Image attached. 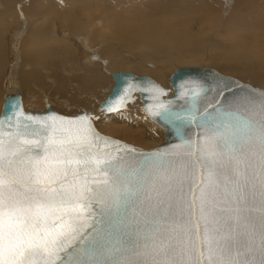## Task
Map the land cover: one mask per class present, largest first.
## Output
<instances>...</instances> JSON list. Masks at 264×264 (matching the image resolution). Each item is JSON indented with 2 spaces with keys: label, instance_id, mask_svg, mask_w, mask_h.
Returning a JSON list of instances; mask_svg holds the SVG:
<instances>
[{
  "label": "snow or ice",
  "instance_id": "1",
  "mask_svg": "<svg viewBox=\"0 0 264 264\" xmlns=\"http://www.w3.org/2000/svg\"><path fill=\"white\" fill-rule=\"evenodd\" d=\"M175 116L182 144L151 153L100 137L87 115L28 117L42 136L0 123V264H250L257 240L264 264L249 206L259 190L264 218V97Z\"/></svg>",
  "mask_w": 264,
  "mask_h": 264
},
{
  "label": "rangeland",
  "instance_id": "2",
  "mask_svg": "<svg viewBox=\"0 0 264 264\" xmlns=\"http://www.w3.org/2000/svg\"><path fill=\"white\" fill-rule=\"evenodd\" d=\"M240 1L0 0V15L4 14L5 20L8 17L12 20L16 16L13 29L6 35L7 54L0 74L4 73L3 79L6 82L7 74L17 67L23 71H35L37 74L41 72L38 75L40 80L46 83L44 87L35 86L33 83L30 84L31 82L17 86L22 90L19 92L23 94L22 101L26 111H32L29 107H42L45 97H48L53 105L56 97L51 91L56 79L55 74L63 75L60 77L69 95L78 97L83 95L77 89L74 76L86 74L84 71L106 75L98 88L85 93L89 101L87 105L81 104L85 105V108L96 107L98 102L106 99L112 88L111 77L108 78L100 68H103L108 60L112 61L113 52L118 53L117 56L124 63L121 64L123 67L113 68L112 72L128 71L137 76L147 75L156 80L151 71L160 65L169 82L170 74L177 67H208L264 89V83L258 81V76H264V0H244L247 2L245 6L244 1L238 5ZM242 5L245 10L251 7L252 13L243 11L252 17L248 19L253 20V23L260 21L258 24L262 29L260 36L253 35L252 27L238 22V18L241 20L240 16L244 14L236 8ZM128 26L130 31L127 32H133L134 37L125 34V38L121 39L123 29ZM143 30L158 31L157 35L159 37L161 35L162 39L158 48L153 46L156 42L144 36ZM23 41L26 42V48ZM67 44L72 46V50H66ZM43 46L46 47L49 57L47 53L39 52V49L40 51L44 49L41 48ZM35 49H38L37 52L41 55H47L41 58L45 65L42 60L39 64L40 61H32L31 55H26V50L36 52ZM52 52L59 55H53ZM91 53L95 56L94 59ZM35 58L40 59L39 56ZM24 61L35 65H23ZM3 84L1 83L2 100L5 94L12 93L3 91L6 83ZM43 89L46 90L44 95H48L44 98ZM166 89H172L170 82L169 88ZM30 94L40 97L39 105L29 103L32 98ZM136 97L125 109L118 112L104 115L95 110L97 119L93 116L91 118L96 128L99 126L98 121L102 122V125L122 126L123 131L108 133L101 127H98V131L144 149L163 144L164 134L161 127L142 111L141 101L138 96ZM136 101L139 102L138 107L133 106ZM2 104L1 101V106ZM69 106L70 108L57 102L52 109L69 116L78 114L71 112L75 105ZM128 106H132L130 110H126Z\"/></svg>",
  "mask_w": 264,
  "mask_h": 264
},
{
  "label": "water",
  "instance_id": "3",
  "mask_svg": "<svg viewBox=\"0 0 264 264\" xmlns=\"http://www.w3.org/2000/svg\"><path fill=\"white\" fill-rule=\"evenodd\" d=\"M112 78L114 80V86L106 100L101 102L100 109L109 113L107 106L120 104L121 98L123 97L122 106L119 107V109H122L128 102L134 100V93H138L142 100V109L153 121L163 128L166 142L152 149H143L115 137L100 133L91 121L92 126L100 137L116 141L119 145L126 146L128 149L137 150L139 153H151L161 149L175 150L182 144L180 138L181 133L177 130L181 121L176 119L175 114H184L193 108L198 110V114L204 112L205 109L212 112L215 108L219 107H223L225 111H230L235 109L237 103L243 97H252L257 101L264 97V89H258L249 84H244L235 77L219 74L212 69H202L194 66L179 67L172 73L170 81L174 92L169 96H166L168 89L162 87L158 82L148 76L116 72L112 73ZM197 88L202 89V91L198 96L193 97V89ZM126 89L128 90L127 93L125 91ZM155 89H159L160 92L157 93ZM158 105H163V107L158 108ZM209 105L212 107H209ZM156 112L159 114L154 115L153 113ZM18 113L20 114L19 116L17 115ZM50 114L65 118H76L87 115L85 111H82L75 116H63L49 107L42 113L25 112L22 108L19 94H15L5 101L0 114V123L3 124V131L5 132L15 131L19 123L22 130L24 125H28L27 131L29 133L35 132L42 136L46 134V131L39 123H34L28 117L45 118ZM243 114L250 115L249 112H243ZM9 117L11 118L10 120L7 119ZM9 123L12 125L11 129L8 127ZM198 131L195 125L189 123H184L181 129L184 140H194ZM133 157L136 159L139 158L136 153H128L129 159ZM249 206L256 209L251 213V223L258 233L261 229L262 220H264L258 211L260 207L259 190H257L255 199L249 196ZM244 258L250 264H260L261 255L258 250V240L253 250L246 252Z\"/></svg>",
  "mask_w": 264,
  "mask_h": 264
},
{
  "label": "bare ground",
  "instance_id": "4",
  "mask_svg": "<svg viewBox=\"0 0 264 264\" xmlns=\"http://www.w3.org/2000/svg\"><path fill=\"white\" fill-rule=\"evenodd\" d=\"M240 1V0H239ZM242 1H244V0H241L239 3H238V5H241V2ZM246 1V0H245ZM244 1V6L246 5L245 3H247V2H245ZM243 3V2H242ZM243 5L242 6H240L239 8H238V6H237V10H239V12L241 11L244 15H241L240 16V18H241V20H239V18H238V22L241 24V25H245V26H249V27H252V32H253V35L254 36H260V34H261V28L259 27V22L258 23H253V20H251V19H248V18H252L251 16H249L248 14H246V13H244L243 11H246V12H250V13H252V11H251V7H249V8H247L246 10H245V7H244ZM234 12V11H233ZM11 14H13V13H11ZM3 15V16H2ZM11 16V15H10ZM7 17H8V14H7ZM232 18H234L235 19V17H233V16H231ZM4 18H6L5 17V15L4 14H1L0 15V70H2V68H3V63L5 64V59H6V54H7V38H6V35H7V33H9L10 31H11V29H13V22H15V18H16V16H15V18H12V20L10 19V17H8V19H4ZM11 21H10V20ZM217 22V21H216ZM16 27V26H15ZM27 29V28H26ZM125 30H126V32H125ZM123 29V33H122V35H123V37L121 38V39H124L125 38V34L126 35H131V36H133L134 37V33L133 32H127V31H130V26H128L126 29ZM28 32H29V29H28ZM157 32L158 31H154V30H151L150 32H148V31H146V30H143V33H144V36L146 37V38H148V39H152L154 42H156L155 44L151 41V43H153V46L154 47H156V48H158L159 47V45H160V43L162 42V39H161V35H160V37L157 35ZM28 34V33H27ZM16 34H14V36H15ZM18 36H19V34H17ZM21 35V34H20ZM25 35V34H24ZM17 36V37H18ZM20 37V36H19ZM27 37V36H26ZM19 40V39H18ZM24 40V39H23ZM84 42V41H83ZM26 42H24L23 41V44H25ZM22 44V45H23ZM11 45V44H10ZM20 45V44H19ZM24 46V45H23ZM24 48H26V44H25V47ZM39 48V47H38ZM43 50H45L46 49V47H41ZM66 50H72V46L70 45V44H67V46H66ZM84 48H85V46H84ZM100 48V47H99ZM117 48V47H116ZM29 49V48H28ZM87 49H88V47H87ZM30 50V49H29ZM36 50V52H34V51H29L28 52V50H26V55L27 56H29V55H31V58L32 59H30V60H32V61H40V60H42L43 61V63H44V60L43 59H41L42 58V56L43 55H41L43 52V54H45V53H47V55H48V52L45 50V51H43V50H41L40 51V49H39V52H41V54L39 53V52H37L38 51V49H35ZM113 50H114V48H113ZM112 50V51H113ZM93 51V50H92ZM91 51V52H92ZM111 51V50H110ZM109 51V52H110ZM117 51V50H116ZM57 52V51H56ZM93 53V52H92ZM92 53H91V56H92ZM112 53V52H111ZM52 54L53 55H55L53 52H52ZM96 54V53H95ZM47 55H45V56H43L44 58L47 56ZM57 55V54H56ZM58 55H59V53H58ZM57 55V56H58ZM117 55H119L118 53L117 54H115L114 52L112 53V61H107L106 62V64H105V66L102 68H100L105 74H107V77L108 76H110L111 77V81H113V84H112V88H113V86H114V80H113V78H112V73H116V72H112L111 70L113 69V68H116V67H123V65L121 66V64L122 63H124L123 62V60H121L120 59V57L119 56H117ZM37 56H39L40 57V59L39 58H35V57H37ZM50 55H48V57H49ZM90 56V57H91ZM93 57V59H94V55L92 56ZM97 57V56H96ZM98 58H100V57H98ZM67 61V60H66ZM42 63V64H43ZM68 63V62H67ZM104 63V62H103ZM23 65L25 64H29V65H32L33 63H31V62H23L22 63ZM39 64H41V61H40V63ZM74 64V63H73ZM33 65H35V64H33ZM38 65V64H37ZM44 65H45V63H44ZM40 66V65H39ZM71 67V66H70ZM139 67H141L140 65H139ZM182 67H184V66H182ZM194 67H198V66H194ZM15 68V67H14ZM43 67H41V69H42ZM67 68V67H66ZM177 68H179V67H177ZM176 68V69H177ZM198 68H202V69H212V68H208V67H198ZM18 69H20V68H18L17 67V69H13V71H12V69H10V72L11 73H9V74H7V77H6V82L4 81V79H3V76H4V73L3 74H0V114H1V111H2V108H3V106H4V103H5V101L7 100V99H9V98H11L12 96H14L15 94H19V96H20V99H21V105H22V108H23V110L25 111V112H31V113H42V112H45L46 111V109H47V107H49V108H55V105L57 104V102L58 103H63V104H65L67 107H69L70 108V106L69 105H71V104H73V106L75 105V109L74 110H72L71 112L73 113V114H75V113H81L82 111H85L86 112V114H87V116H89L90 118H91V116H93V117H95V119H97V115L95 114V113H97V111L95 112V110H98V112H101L102 114H109V113H114V112H118V111H121V110H123V109H125L126 108V106H127V104L128 103H130V102H128L127 104H126V106L124 107V108H122V109H118L117 111H113V112H109V113H106V112H104V111H102L101 109H100V104H101V102L102 101H100V102H98L97 103V106L96 107H93V108H85V105H87V103L89 102L87 99H86V96H85V93L86 92H91V91H93L95 88H98L102 83H103V79L104 78H106V75L105 76H102L101 75V73L100 72H95V73H93V72H91V71H84L86 74H77V75H75L74 76V79L77 81V89H78V91L80 92V93H82L83 95H81V96H71V95H69L68 93H67V90H66V87H65V85H64V83H63V81L61 80V77H60V75L63 77V75L62 74H60V75H57V74H55V76H56V79H55V81H54V84H53V88H52V91H51V94L53 95V96H55L56 97V101H54V103H53V105L50 103V101H49V98L48 97H45V96H48V95H44L45 93H46V90L45 89H43L42 91V93H43V98H44V100H45V102L43 103V106L42 107H40V106H38L37 108H33V107H29V109L30 110H32V111H26L25 109H24V103H23V101H22V96H23V94H21L19 91H21L22 92V90L21 89H19L17 86L18 85H20V86H24V85H27L28 83H30V84H34L35 86H41V87H44L45 86V84L46 83H44V80L42 81V79L40 80V74H41V72L40 73H38L37 74V72H35V71H23L22 69H20V70H18ZM38 69V68H37ZM39 69H40V67H39ZM58 69H59V67H58ZM64 69V68H63ZM175 69V70H176ZM174 70V71H175ZM212 70H215V69H212ZM60 71V70H59ZM173 71V72H174ZM1 72V71H0ZM118 72H126V73H131V72H128V71H118ZM172 72V73H173ZM215 72H217V73H219V74H222V73H220V72H218L217 70H215ZM151 73H153L154 74V76H155V78H156V80L159 82V84L163 87H166V88H169V82H170V85H171V81H170V79H171V75H172V73L170 74V76H169V82H168V80H167V76H166V73H165V71H164V69H163V67H161L160 65H159V67L157 68V69H155V70H152L151 71ZM44 74H45V72H44ZM49 74H50V71H49ZM131 74H133V73H131ZM53 76H54V74H52ZM135 75V74H134ZM222 75H225V74H222ZM141 76H146L147 77V75H141ZM226 76H229V75H226ZM148 77H150V76H148ZM232 77V76H231ZM259 78H258V81H260L261 83H264V76H258ZM109 78V77H108ZM150 78H152V77H150ZM63 79V78H62ZM153 79V78H152ZM237 79V78H236ZM153 80H155V79H153ZM155 80V81H156ZM239 80V79H238ZM46 81V80H45ZM156 81V82H157ZM240 81V80H239ZM3 82L4 83H6V85L4 86V88H3V91L5 90H7V92L8 91H10V92H12V93H7V94H5V96H4V98H3V100H2V85H1V83L3 84ZM240 82H242V81H240ZM242 83H244V82H242ZM48 84V83H47ZM166 84H168L167 86H166ZM244 84H248V83H244ZM4 85V84H3ZM250 85V84H249ZM250 86H252V85H250ZM172 87V86H171ZM252 87H254V86H252ZM112 88H111V90H110V92L112 91ZM255 88H258V87H255ZM258 89H263V88H258ZM109 92V93H110ZM174 91H173V89H169L168 90V93H167V95L166 96H169L170 94H172ZM6 93V92H5ZM41 93V94H42ZM30 96H32V98H31V100H30V104H35V105H39V102H38V99L40 98V97H38V96H34L33 94H30ZM107 96H108V94H107ZM107 96H106V98H107ZM136 96H138V99L141 101V104H142V100H141V98H140V95L138 94V93H134V100L137 98ZM106 100V99H105ZM133 100V101H134ZM1 101L3 102V104H2V106H1ZM133 101H131V102H133ZM77 103H79L80 105H77ZM138 103L139 102H135L134 103V105L133 106H137L138 107ZM81 104H85V105H81ZM141 104H140V107H141ZM52 106V107H51ZM130 107H132V106H128L127 107V109L126 110H130ZM37 109V110H36ZM39 109V110H38ZM141 109H142V107H141ZM35 110V111H34ZM42 110V111H41ZM54 110V109H53ZM78 110V111H77ZM90 110H92V112L90 111ZM39 111H41V112H39ZM55 111V110H54ZM75 111V112H74ZM142 111H144L143 109H142ZM55 112H57V111H55ZM58 113V112H57ZM101 113H100V115H101ZM146 113V112H145ZM60 115H63V116H69V115H64V114H62V113H59ZM147 114V113H146ZM71 115V114H70ZM76 115V114H75ZM74 115V116H75ZM149 117V116H148ZM150 118V117H149ZM105 119V118H104ZM151 119V118H150ZM152 120V119H151ZM91 121L93 122V125H94V127L96 128V124H95V122H94V120H92V118H91ZM153 121V120H152ZM154 123H156L155 121H153ZM98 123V125L99 126H97V130H99L98 129V127L100 128H102V130L103 131H105V132H108V133H110V132H113V131H116V130H120V131H123L124 129L122 128V126L121 127H118V126H111V125H105V124H101L102 122H100L99 123V121L97 122ZM157 125H159L158 123H156ZM160 126V125H159ZM161 127V126H160ZM161 129H162V131H163V128L161 127ZM101 133V132H100ZM163 134H164V131H163ZM105 135V134H104ZM166 142V140H165V136H164V143ZM163 143V144H164ZM133 144V143H132ZM135 146H137L136 144H134ZM162 145V144H161ZM158 146H160V145H158ZM139 147V146H138ZM157 147V146H156ZM154 148V147H153ZM144 149V148H143ZM152 149V148H151Z\"/></svg>",
  "mask_w": 264,
  "mask_h": 264
}]
</instances>
